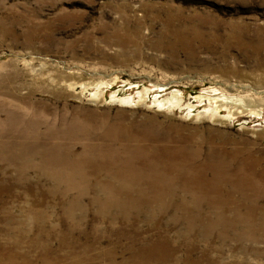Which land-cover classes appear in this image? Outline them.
I'll use <instances>...</instances> for the list:
<instances>
[{
  "label": "rangeland",
  "instance_id": "374dc122",
  "mask_svg": "<svg viewBox=\"0 0 264 264\" xmlns=\"http://www.w3.org/2000/svg\"><path fill=\"white\" fill-rule=\"evenodd\" d=\"M132 263L264 264V0H0V264Z\"/></svg>",
  "mask_w": 264,
  "mask_h": 264
},
{
  "label": "bare ground",
  "instance_id": "6f19581e",
  "mask_svg": "<svg viewBox=\"0 0 264 264\" xmlns=\"http://www.w3.org/2000/svg\"><path fill=\"white\" fill-rule=\"evenodd\" d=\"M222 99H219V100H228V99H230V97H228V96H222L221 97ZM217 99V98H216ZM167 99H165V101H166ZM160 102H163V101H160ZM133 264V263H132ZM134 264H136V263H134Z\"/></svg>",
  "mask_w": 264,
  "mask_h": 264
}]
</instances>
